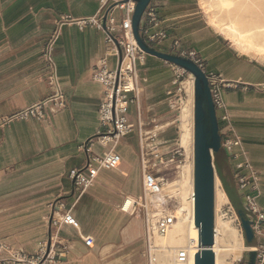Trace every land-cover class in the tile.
Returning a JSON list of instances; mask_svg holds the SVG:
<instances>
[{"label": "crops", "instance_id": "0c3cea01", "mask_svg": "<svg viewBox=\"0 0 264 264\" xmlns=\"http://www.w3.org/2000/svg\"><path fill=\"white\" fill-rule=\"evenodd\" d=\"M102 1L0 0V242L19 253L35 254L49 242L50 205L62 198L78 229L62 226L61 236L69 242V252L51 264L147 263L143 214L122 210L127 197L139 198L143 192L138 134L151 130L154 123L163 126L159 143L168 153L176 140L169 130L183 131L168 119V91L175 67L148 56L142 68L148 82L139 104H132L128 113L135 131L116 148L123 158L121 166L101 171L80 198L74 193L69 174L87 164L83 147L102 131L105 90L93 75L108 49L102 30L92 25L81 28L77 22L98 17ZM121 1L126 0H112L111 4ZM151 5L160 20L155 32L167 33L157 48L172 53L178 44V52H195L207 74L225 81L229 121L221 120L224 112L218 111L222 136L231 125L240 137L242 149L236 152L243 151L239 160L250 161L259 174L256 201L264 212V67L243 60L212 28L204 0H153ZM110 16L121 24L119 8ZM55 36L53 55L66 108L50 107L47 123L35 119L5 122L53 94L43 54ZM109 60L115 68L117 59ZM188 113L189 106L183 111L184 118ZM108 149L95 142L92 151L101 155ZM82 236L92 237L94 245L87 246Z\"/></svg>", "mask_w": 264, "mask_h": 264}, {"label": "built area", "instance_id": "2783aa9c", "mask_svg": "<svg viewBox=\"0 0 264 264\" xmlns=\"http://www.w3.org/2000/svg\"><path fill=\"white\" fill-rule=\"evenodd\" d=\"M102 3L103 11L98 17L77 22L81 28L92 25L102 30L105 33V42L108 45L106 55L98 61L93 75L94 81L101 83L105 90L100 110L102 131L94 140H90L83 147L88 155L87 164L82 168L72 170L69 174L73 182L74 193L79 198L90 190L101 171L116 170L121 166L123 158L116 151V148L124 138L135 131V125L128 118L129 108L132 104H139L144 91V84L148 81L147 76L142 72L148 55L137 44L132 28L136 0H126L113 4H111L112 0H103ZM115 8H119L122 12L120 25H117L110 16L111 11ZM106 15L108 19L105 29L103 27V19ZM144 20L145 28L142 34L149 44L157 48L167 38L165 31L155 32L160 26L157 9L150 5ZM65 21L72 22L73 20ZM118 30H120V36L117 35ZM56 39L57 37L55 36L49 41L43 54L54 86L53 94L46 100L7 118L5 122L35 119L39 122L47 123L49 120L48 109L50 107L57 110L66 108L67 98L59 83L57 66L53 55ZM177 47L178 44L173 46L172 53L192 59L204 70L195 52H178ZM120 49H122L123 54L121 63ZM111 57L117 59L115 68L111 67L109 60ZM176 69L184 71L179 67H176ZM175 75L177 77V71H175ZM207 76L216 109L224 112L221 120L228 122L227 105L223 96L226 83L219 75L211 73L207 74ZM183 83L178 84V79L176 80L175 78L172 88L168 91L170 99L167 106L171 111L182 110L181 108L185 103L182 97ZM177 85H179L178 88ZM131 95L134 96L132 97ZM163 129V126L154 123L152 130L140 132L143 192L139 198L127 197L123 203L122 210L129 212L125 210L124 206L131 198L133 204L130 211L139 210L143 214L146 227V264H191V261L195 262V256L201 249L199 237L197 239L189 238L180 244V242L174 243L171 241V234L178 230L182 224L181 220L196 227L194 191L186 198V207L182 208V200L179 196L181 187L177 185V182L173 181L176 177H170L167 171L169 167L173 166L175 173L180 175L183 172L184 163L187 162V152L182 144L180 131L169 152L164 151L159 143V137ZM222 137L223 147L232 164L237 189L241 196L247 199L249 209L256 216L253 228L258 238L257 247L248 248L246 246L241 222L228 197L227 201L223 200L220 204L221 216L223 219H230L234 224H237L245 244V252L247 253L251 250L257 252L255 264H264V212L260 210L256 201L260 191L259 174L250 161L239 160L245 153L243 151L236 152L237 148L242 149V141L231 125L225 130ZM95 142L109 149L101 155H95L92 151ZM191 153L193 156L192 164L194 165V147H192ZM216 191L215 244L213 247L215 255L217 240L222 236L217 228V218L220 212H218ZM50 211L51 213L48 217L50 244L46 242L35 254L28 255L19 253L0 242V255L6 254L4 258L0 259L2 264H51L66 256L69 252V242L61 236V228L63 225H71L78 229V223L74 219L70 208L62 201V198L50 205ZM82 239L87 246L92 247L94 245L92 237L82 236ZM242 262L243 260L239 261V263Z\"/></svg>", "mask_w": 264, "mask_h": 264}, {"label": "water", "instance_id": "95a60500", "mask_svg": "<svg viewBox=\"0 0 264 264\" xmlns=\"http://www.w3.org/2000/svg\"><path fill=\"white\" fill-rule=\"evenodd\" d=\"M153 0H136L132 18L134 38L148 55L179 67L194 79V195L195 225L199 230L201 249L195 256V264H216L215 244V191L218 179L231 202L244 233L248 248L258 245L253 225L256 216L249 209L247 199L239 193L229 156L223 147V137L214 104L207 73L192 59L174 53H166L153 47L143 36L145 14ZM108 16L103 19L106 29ZM123 54L120 49V63ZM50 238V236H49ZM50 244V239H49ZM247 264H255L256 251L246 254Z\"/></svg>", "mask_w": 264, "mask_h": 264}, {"label": "bare ground", "instance_id": "6f19581e", "mask_svg": "<svg viewBox=\"0 0 264 264\" xmlns=\"http://www.w3.org/2000/svg\"><path fill=\"white\" fill-rule=\"evenodd\" d=\"M204 6L212 12L210 21L216 32L228 36L242 50L264 53V0H210L209 6H206V0H204ZM185 108L182 109L181 120L184 119ZM193 168L192 164L182 172L183 181L180 183L182 191L179 194L182 199V208L187 205L185 200L187 195L194 191ZM218 181L217 179V206L220 201H227L225 192H218ZM188 182L191 183L190 186L186 184ZM132 204L133 200L130 198L124 206L125 210L130 211ZM181 222L178 230L171 234L172 242L181 244L189 238L197 239L199 237V231L193 224H186L184 220ZM219 224L217 218V228L222 235L217 240L215 248L217 264H220L224 254L231 250L230 243L238 241V232L235 228L228 223ZM191 264H195V262L191 261Z\"/></svg>", "mask_w": 264, "mask_h": 264}, {"label": "rangeland", "instance_id": "374dc122", "mask_svg": "<svg viewBox=\"0 0 264 264\" xmlns=\"http://www.w3.org/2000/svg\"><path fill=\"white\" fill-rule=\"evenodd\" d=\"M206 11L208 12V13L207 12L206 13H207L208 18L210 20L212 12H210V10H207V9H206ZM210 25H211V21H210ZM217 33H219V32H217ZM219 34H221V33H219ZM221 35L226 38L228 44L235 50L236 54L239 55L243 60L245 59L248 61H252V62H254V64L264 67V53L254 51V50H242L237 46V44H235V42H233L230 38H228V36H226L225 34H221ZM175 71L178 72L177 77L175 75ZM175 71H173L174 80H175V78H176V80L178 79V84L184 82L183 83L184 89H183L182 97L184 98L185 103L181 109L185 108L186 106H189V113H188V117H186V118L183 117L185 120H184V123H182L181 122L183 120V119L181 120L182 110L181 111L180 110H176V111L168 110V113H169L168 119L172 118V121L176 122V125L178 128H180V126H182V128H183V129H181L183 131L180 132V135L182 138V144L185 147L186 152H187L186 153L187 162L184 163V167H183V172H184V170L188 169L190 165L192 166V162H193L192 161L193 156L191 153V149H192V147H194V138H193L194 137V131H193L194 130V98H192V95L194 96V93H195V91H194V79L190 74H188L184 71H179L178 69H176V67H175ZM178 87H179V85H177V88ZM191 91L193 92V94ZM190 109H191V112H190ZM179 120H180V122H179ZM153 126H154V124H152V127L149 129L152 130ZM179 131L180 130H178V132L176 134L175 130L171 129V130H169L168 134L172 133L173 136L176 135L175 138H177V136H179V134H178ZM138 136H139V140H140V134H138ZM172 145H173V143L170 144V146H172ZM167 171H168L170 177H176L173 179V181L177 182V185H179L181 187L180 183L183 181L182 173H180V175H177L175 173V168L173 166L169 167L167 169ZM186 184H189V186L191 185L190 182H188ZM181 191H182V189H180V192ZM218 192H220V193L224 192L222 184L220 181H218ZM188 196H189V194L187 195V197ZM180 198H181V196H180ZM222 202H223V200L220 201V203H218L219 204L218 205V212H220V210H221L220 204ZM218 220L220 223L219 225H221L223 223H228L233 228H235L238 232V241L236 243L235 242L230 243V246H231L230 249L231 250L224 254L225 256H223V260L221 261L220 264H237V263H239L240 260H243V262L239 263V264H247V257H246L247 253L245 252V244L243 242L242 234H241L240 230L238 229L237 224H234L230 219H227V218L223 219V217L221 216V212L219 213Z\"/></svg>", "mask_w": 264, "mask_h": 264}]
</instances>
